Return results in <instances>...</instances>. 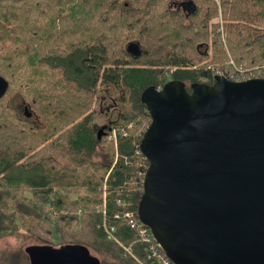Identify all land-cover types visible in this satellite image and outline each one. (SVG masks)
Returning a JSON list of instances; mask_svg holds the SVG:
<instances>
[{"label": "trees", "instance_id": "obj_1", "mask_svg": "<svg viewBox=\"0 0 264 264\" xmlns=\"http://www.w3.org/2000/svg\"><path fill=\"white\" fill-rule=\"evenodd\" d=\"M187 1L0 0V106L26 102L24 118L0 115V240L40 247L56 232L99 264L148 261L138 230L115 219L132 211L143 224V94L168 82L191 92L236 69L264 77V0ZM79 224L92 240L77 237Z\"/></svg>", "mask_w": 264, "mask_h": 264}, {"label": "water", "instance_id": "obj_2", "mask_svg": "<svg viewBox=\"0 0 264 264\" xmlns=\"http://www.w3.org/2000/svg\"><path fill=\"white\" fill-rule=\"evenodd\" d=\"M142 101L151 123L140 143L149 161L141 222L175 264H264V78L216 75L191 92L168 82ZM28 253L45 264H99L77 246Z\"/></svg>", "mask_w": 264, "mask_h": 264}, {"label": "rangeland", "instance_id": "obj_3", "mask_svg": "<svg viewBox=\"0 0 264 264\" xmlns=\"http://www.w3.org/2000/svg\"><path fill=\"white\" fill-rule=\"evenodd\" d=\"M219 2V0H216ZM221 19H215L214 22H219ZM221 23V22H220ZM222 24V23H221ZM222 39L224 40V35H222ZM7 101V100H6ZM26 103L25 100L22 99L21 96H17L13 98L10 102V106L14 109V112L19 114L20 117L24 118V111H25V105ZM8 104V102H6ZM8 107V105H7ZM9 108V107H8ZM10 109V108H9ZM14 112L12 110H6L3 109L0 106V115L3 116V118L7 120H13L14 119ZM34 121H36V118L34 117ZM12 131L10 128L7 130H4V133L8 134L7 132ZM110 140V139H109ZM111 141V140H110ZM23 195H28L27 191L22 189L21 190ZM72 199L76 198V194H71L70 195ZM40 207L44 208L45 212L48 213L50 211L49 206L43 204L40 202ZM53 220L54 217L52 216ZM74 233L77 235L79 238H85V239H90L92 240L91 233L89 232L88 224H86L84 227H80V224L74 228ZM39 245L40 247H46L50 248L51 250L54 251H59L62 250L65 246L66 242H61L60 236L54 232L52 234V237L44 236L42 234V237H40ZM32 244L29 243H21L13 240L12 238L5 237L0 240V264H7L9 261H12L13 264H45L44 257H42L40 254L37 256V258L32 261V257L28 253V249L31 248ZM129 248V247H125ZM124 248V249H125ZM126 251V250H125ZM46 254H49L48 256L51 257L55 253L54 252H47L44 251ZM127 253V252H126ZM92 255L96 256V253L92 250ZM142 262L141 260H139ZM141 264V263H140Z\"/></svg>", "mask_w": 264, "mask_h": 264}, {"label": "built area", "instance_id": "obj_4", "mask_svg": "<svg viewBox=\"0 0 264 264\" xmlns=\"http://www.w3.org/2000/svg\"><path fill=\"white\" fill-rule=\"evenodd\" d=\"M172 1H187V0H172ZM221 32H223V29L221 28ZM231 64L235 67L234 62L231 61ZM216 75H222L226 77L227 79L231 81H247L251 79H257V78H264L262 77L263 72L260 69H252V70H243V69H236V71L232 74H225L223 72H216L214 76ZM111 139H116V135H114L110 138ZM118 207H122V202L118 201L117 203ZM98 209V207H97ZM102 213L106 215V204L104 203V206L102 208ZM135 213L132 211H126L123 214L121 213H116L115 214V219H121L125 218L129 221L130 225L132 228H135L138 230L137 237L140 242L143 244H147L145 247V255L146 259L148 261H152L151 264H170V260L168 256L166 255L165 251L162 249L160 244L155 240L152 232L150 229L146 228L143 224L139 222V220L135 219ZM104 229L106 234L108 235L109 239L117 241L115 238V227H109L106 223L104 222ZM129 254L133 255L132 249L131 248H126L125 249ZM146 260V261H147ZM139 261V260H138ZM147 261V262H148ZM140 262V261H139ZM147 262H140L141 264H148Z\"/></svg>", "mask_w": 264, "mask_h": 264}, {"label": "bare ground", "instance_id": "obj_5", "mask_svg": "<svg viewBox=\"0 0 264 264\" xmlns=\"http://www.w3.org/2000/svg\"><path fill=\"white\" fill-rule=\"evenodd\" d=\"M262 70V69H261ZM264 71V70H263Z\"/></svg>", "mask_w": 264, "mask_h": 264}]
</instances>
